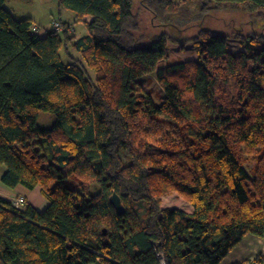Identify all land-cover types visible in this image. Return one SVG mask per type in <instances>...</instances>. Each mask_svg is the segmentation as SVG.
Here are the masks:
<instances>
[{"label":"trees","instance_id":"16d2710c","mask_svg":"<svg viewBox=\"0 0 264 264\" xmlns=\"http://www.w3.org/2000/svg\"><path fill=\"white\" fill-rule=\"evenodd\" d=\"M6 1L1 182L39 187L48 204L0 196V264H219L244 236L264 235V0H195L203 17L248 13V33L201 25L191 38L161 32L147 45L134 0H58L84 24L79 37L66 22L35 33ZM143 2L162 24L191 16L182 0ZM230 37L245 50L231 52ZM188 43L196 59L177 58ZM152 72L158 103L140 81ZM41 112L55 116L50 126L39 125ZM170 192L192 211L161 207Z\"/></svg>","mask_w":264,"mask_h":264},{"label":"rangeland","instance_id":"374dc122","mask_svg":"<svg viewBox=\"0 0 264 264\" xmlns=\"http://www.w3.org/2000/svg\"><path fill=\"white\" fill-rule=\"evenodd\" d=\"M143 1L144 0H134V11L139 14L140 18V28L137 34L139 37L142 36L139 45L149 44L152 38L161 32H167L182 39H188L197 33L201 25L208 26L209 28L226 34H231L234 31H241L243 33L251 31L250 20L252 18L248 13L241 9H213L210 10L209 15L203 17L198 12L199 10L196 6L195 0H182L183 4L180 6L181 10L183 13L189 11L191 16L188 15L187 18L175 16L169 20V24H162V22L146 8ZM176 1L179 2L180 0ZM4 5L17 19L31 18L33 24L39 26V34H44L52 30L53 20L59 21L65 26L64 23L61 22V20H64L69 22L71 27L75 28L74 32L76 36L79 37L84 35V24L77 21L76 15L72 10L61 7L58 0H7ZM68 14L73 15V18L68 17ZM228 49L233 53L245 50L243 45L234 37L229 38ZM61 56L63 62H69L70 59L64 49L61 50ZM177 58H181L182 60H195L196 54L192 44L188 43L185 50L180 54H177ZM140 81L143 88L149 92L152 99L158 103L163 92L156 80L155 74L152 72L144 75L140 78ZM54 120L55 116L53 114L41 112L38 123L40 126L48 127L54 122ZM150 149L156 150L154 146ZM0 167L4 170L6 169L2 164H0ZM67 183L77 184V181L75 180V177H70L67 180ZM0 185L2 187H7L2 182H0ZM97 188L98 185L93 184L90 190L95 192ZM161 207H178L188 210L191 205L176 192H170L162 197Z\"/></svg>","mask_w":264,"mask_h":264},{"label":"crops","instance_id":"0c3cea01","mask_svg":"<svg viewBox=\"0 0 264 264\" xmlns=\"http://www.w3.org/2000/svg\"><path fill=\"white\" fill-rule=\"evenodd\" d=\"M68 17L73 18V15H69ZM85 20L90 21L91 17L87 16L85 17ZM61 22L66 21L61 20ZM66 23L71 25L69 22ZM72 28L74 32L75 28ZM84 30L85 32L83 34H86V28H84ZM4 171L5 170L0 167V182ZM0 196L9 200H14L16 197H24L26 203L31 204L39 211H43L48 204L46 199L41 195L39 187L28 189L21 185H17L13 188L2 187L0 185ZM186 211L191 212L192 207L188 208ZM256 258L259 260L261 259L262 262L260 263L259 261H256ZM244 260H249L246 264H264V235L261 237L251 234L244 236L242 240L220 261L219 264H234Z\"/></svg>","mask_w":264,"mask_h":264},{"label":"built area","instance_id":"2783aa9c","mask_svg":"<svg viewBox=\"0 0 264 264\" xmlns=\"http://www.w3.org/2000/svg\"><path fill=\"white\" fill-rule=\"evenodd\" d=\"M52 26L58 32H62L65 29V27L59 21H56V20L52 21ZM39 29H40L39 26L32 25V31L33 32L39 33ZM72 30H73V28L70 27V31H72ZM12 203H13V205H15L17 207H20V206L23 207V206H25L26 201H25L24 197H17L14 200H12Z\"/></svg>","mask_w":264,"mask_h":264},{"label":"water","instance_id":"95a60500","mask_svg":"<svg viewBox=\"0 0 264 264\" xmlns=\"http://www.w3.org/2000/svg\"><path fill=\"white\" fill-rule=\"evenodd\" d=\"M110 201L115 206V208L118 210V212L121 213L123 211V206L121 204V200H120L119 196L116 193H113L111 195ZM103 234H105V230H103Z\"/></svg>","mask_w":264,"mask_h":264}]
</instances>
